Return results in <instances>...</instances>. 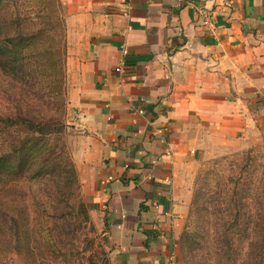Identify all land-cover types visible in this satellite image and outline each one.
<instances>
[{"label": "crops", "instance_id": "1", "mask_svg": "<svg viewBox=\"0 0 264 264\" xmlns=\"http://www.w3.org/2000/svg\"><path fill=\"white\" fill-rule=\"evenodd\" d=\"M61 2L71 155L112 259L183 264L197 164L264 141V0Z\"/></svg>", "mask_w": 264, "mask_h": 264}, {"label": "rangeland", "instance_id": "2", "mask_svg": "<svg viewBox=\"0 0 264 264\" xmlns=\"http://www.w3.org/2000/svg\"><path fill=\"white\" fill-rule=\"evenodd\" d=\"M66 58L61 0H0V155L11 156L0 170V264H116L107 227L81 187L61 184L60 192L57 185L53 150L65 169L77 130ZM26 142L21 163L16 151ZM192 190L179 238L182 263L264 264V141L203 158ZM80 197L88 221L67 204ZM13 219L19 237L9 230Z\"/></svg>", "mask_w": 264, "mask_h": 264}, {"label": "trees", "instance_id": "3", "mask_svg": "<svg viewBox=\"0 0 264 264\" xmlns=\"http://www.w3.org/2000/svg\"><path fill=\"white\" fill-rule=\"evenodd\" d=\"M7 121H11L12 122L13 120L11 118H7ZM16 152H17L18 156H20L22 154V152H23V156L20 158V162L23 163V161L25 159V156H26V152H27V142L23 145L22 149H18ZM9 153H12V150H10ZM53 154H52V158H54V162H55L56 167H60L58 172H57V176H58L57 185L59 187H62V188L59 191L63 192V189H64L63 187H65V186H62L61 184H66L67 187H71L72 183L76 182V184H78L81 187L80 181H79V178H78V173L75 170L74 163L72 161L70 163L68 161H66V164L68 166L65 167V169H63V167H61L62 153H58L57 149H54L53 150ZM8 158H11V156L10 155H8V156L7 155H0V170H1L2 162L5 161ZM43 163L46 164V161L43 162ZM40 167H42V165H40ZM67 189L69 190V188H67ZM58 194L64 196L66 193H58ZM64 201H65V199L63 197H60L59 203L64 202ZM67 204L69 205L71 210L77 209L76 207L81 208L80 210L84 214V216L86 218V221L90 220L88 204L83 202V200H81V197H80V199L77 202H69L68 201ZM72 214H73V211H72ZM13 223H14V226L9 227V230L11 229L12 232H13V230H16V233L18 234V237H19V233H20L19 232V222H17V220L13 219ZM11 234L13 235V233H11ZM16 240H19V238H16ZM10 246L12 247V249H14V250L16 249L17 250V245H15V244L11 245L10 244Z\"/></svg>", "mask_w": 264, "mask_h": 264}, {"label": "built area", "instance_id": "4", "mask_svg": "<svg viewBox=\"0 0 264 264\" xmlns=\"http://www.w3.org/2000/svg\"><path fill=\"white\" fill-rule=\"evenodd\" d=\"M111 1H114V0H111ZM127 1H130V0H127ZM117 71H120L121 70V68L120 67H117V69H116ZM141 112H142V110H140Z\"/></svg>", "mask_w": 264, "mask_h": 264}]
</instances>
